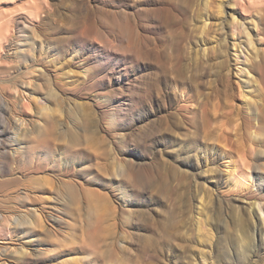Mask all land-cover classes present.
<instances>
[{"label":"rangeland","instance_id":"1","mask_svg":"<svg viewBox=\"0 0 264 264\" xmlns=\"http://www.w3.org/2000/svg\"><path fill=\"white\" fill-rule=\"evenodd\" d=\"M51 2L0 49V264H264V19L246 58L225 9L205 64L164 0L166 65L184 43L199 83L137 86L115 0Z\"/></svg>","mask_w":264,"mask_h":264},{"label":"bare ground","instance_id":"2","mask_svg":"<svg viewBox=\"0 0 264 264\" xmlns=\"http://www.w3.org/2000/svg\"><path fill=\"white\" fill-rule=\"evenodd\" d=\"M4 1L11 2V5L7 7H0V49L4 47V38H10L11 43H14L16 42L18 36H21L26 31H33L39 26L43 19L53 14L52 0ZM72 2L90 5L91 0H72ZM115 2H117L119 6V10L117 12L120 13L121 19H125L126 21L125 25L119 31L121 35L128 36L131 41L130 52L126 55V58L134 66L135 82L137 86L141 85L139 75L141 67L146 68L147 71L145 75L148 79H150L149 81L156 79L163 84L170 82L177 85L192 83L197 86L200 77L193 71V69H191L192 64L188 59H186L187 50L184 43L174 46L175 49L173 52L174 58L172 61V68H168L166 65L165 57L167 55V48L164 47L160 32L166 23L176 22L177 19H179L173 15L172 11L170 12L171 7L165 4L164 0H139L134 1V3L125 2L123 0H115ZM180 2L183 3H181L177 9L183 15V17L180 18L183 19L181 21L182 25L189 29V19H194L193 21H195V35L192 40L196 44V49L198 51V55L200 56V62L208 64L210 63L209 60L211 59V55L214 53L216 55H221V52L223 51L220 41H222L221 39H226L229 36V32L224 24L226 18L224 16L225 9L230 10L231 12L230 15L232 18L233 35L237 34L240 39L239 47H242V51H244L246 58L249 56V51L256 50L255 37L261 34V19H264V0H180ZM229 3L231 4L230 9L228 8ZM251 21H253V23H251ZM14 29H16L17 34L14 33ZM187 37H189V33L185 34L184 39H187ZM241 38H244L245 43L241 41ZM237 45L236 41H234L233 46L236 47ZM234 52L236 53L237 50L235 49ZM257 54L258 53H256V55ZM238 57L235 58L239 63L240 60L238 61ZM218 63H220V61ZM214 64H216V62ZM244 65H246L244 68L246 70V68H248V64ZM152 69L158 70L156 77L153 76ZM214 72L217 71L214 70ZM263 117L264 106H261L260 108H257L254 118L260 122L262 119L264 120ZM256 125L257 122L253 124V126ZM27 132H29V130H27ZM252 136L256 137L257 133L253 132ZM245 150L246 149L243 148H239L237 150L240 159H244L243 156ZM227 167L229 168L230 165L228 164ZM228 176H231L230 172L228 173ZM242 177L243 179L248 180V182L251 181L249 167L244 168ZM259 206L261 208V204ZM237 262L239 263V260H237ZM237 262L234 264H238ZM248 264L261 263L254 260L252 262L249 261Z\"/></svg>","mask_w":264,"mask_h":264}]
</instances>
